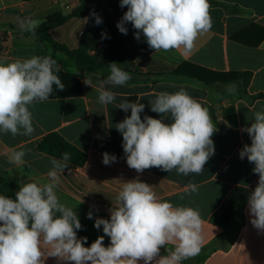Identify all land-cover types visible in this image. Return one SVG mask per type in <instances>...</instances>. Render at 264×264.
<instances>
[{
    "label": "crops",
    "instance_id": "crops-1",
    "mask_svg": "<svg viewBox=\"0 0 264 264\" xmlns=\"http://www.w3.org/2000/svg\"><path fill=\"white\" fill-rule=\"evenodd\" d=\"M83 0H0V61L27 59L33 56H52L59 71L78 76L76 63L51 44L40 41L37 35L22 30L21 21L40 19L44 22L54 14L69 16ZM212 27L198 36L193 50L155 52L149 48L141 33L135 38L136 29L125 23L127 34H122L117 23L127 6L121 8L120 0H98L83 18H71L50 31L52 39L69 49H76L91 28L102 29L105 35H115L125 43L134 62L131 80L124 86H106L117 93L113 104L98 103L96 88L110 74L109 67L87 73L81 81L80 96L55 97L29 106L34 132L31 135L0 133V172L8 175L18 189L21 184L48 182L47 173L52 167L53 156L38 150V144L50 134L60 135L66 142L86 155L83 166L67 162L60 174L56 189L61 203L74 208L78 218L95 222L97 218L110 219V210L122 183L132 180L145 182L162 201L174 206L191 207L199 211L203 220L204 242L198 255L183 260L181 264H264V231L257 230L250 222L248 197L258 183L254 164L239 152L251 138L241 129L254 122V113L264 108V0H209ZM102 22L97 25L96 17ZM42 25V24H41ZM236 37L237 40L232 39ZM183 63H190L219 73H250L247 88L243 81L207 85L196 79L172 74ZM65 87L53 89L52 94L73 90L65 77L60 78ZM84 81H90L91 86ZM236 91H228L230 85ZM181 88L209 109L216 131L212 136L214 155L204 165L201 174L187 176L175 170L145 169L138 173L127 166L123 151L122 135L116 124L130 116L116 107L129 99L145 105L141 119L151 116L171 123V119L151 111L150 100L161 91L174 93ZM13 151H24L23 164L9 161ZM116 156L109 165L103 163V154ZM56 158V157H54ZM57 160H60L56 158ZM190 185H195V191ZM1 195V194H0ZM231 201L238 204L240 217L228 224L221 222L224 207ZM93 214L92 219L87 214ZM99 230H103V226ZM104 235L103 231L97 233ZM105 240L110 243L109 237ZM90 244H85L86 247ZM50 250L49 246H45ZM165 245L160 255H167ZM45 264H69L55 257H48ZM140 264H143L141 261Z\"/></svg>",
    "mask_w": 264,
    "mask_h": 264
},
{
    "label": "clouds",
    "instance_id": "clouds-1",
    "mask_svg": "<svg viewBox=\"0 0 264 264\" xmlns=\"http://www.w3.org/2000/svg\"><path fill=\"white\" fill-rule=\"evenodd\" d=\"M125 6L118 30L126 35L124 25L130 22L137 30L135 38L139 40L142 33L155 52L182 49L188 54L198 36L212 27L209 0H120V7ZM101 22L97 16L96 24ZM43 23L28 19L20 26L36 35ZM118 65L109 64L110 74L96 88L101 105L113 104L117 98L106 86H124L131 80ZM58 72L52 56L0 61V133L16 136L34 132L29 106L48 100L54 86L64 89ZM84 82L91 86L90 81ZM228 91L234 93L236 86L230 85ZM150 104L151 111L172 122L151 116L142 120L145 105L129 99L116 106L125 112L131 110L130 116L115 126L123 138L127 166L138 173L155 167L184 176L201 174L215 152L212 136L216 127L209 109L183 88L174 93L161 91ZM241 131L248 134L251 144L243 146L239 157H247L259 177L248 197L250 222L264 231V108L256 111L254 122ZM25 155L24 151H13L9 161L23 164ZM69 159L67 152L60 160L51 159L47 183H23L15 199L0 195V264H45L48 257L69 264H181L200 253L204 238L199 211L162 201L151 185L139 180L122 183L110 219L95 220L94 227L99 230L103 226L104 235L86 247L88 238L77 236V230L82 229L77 213L61 203L56 193ZM116 159L103 154L105 165ZM190 187L195 191V185ZM87 218L92 219L93 214L89 212ZM105 236L110 238L107 246ZM167 244L174 247L161 256L160 250Z\"/></svg>",
    "mask_w": 264,
    "mask_h": 264
},
{
    "label": "trees",
    "instance_id": "trees-1",
    "mask_svg": "<svg viewBox=\"0 0 264 264\" xmlns=\"http://www.w3.org/2000/svg\"><path fill=\"white\" fill-rule=\"evenodd\" d=\"M96 1L98 0H83L82 4L69 16H62L61 14L51 15L36 30V35L40 41H45L62 51L68 58L73 60L77 66V77H73L61 71L57 73L60 78L65 77L68 79L73 90L62 94L50 95V98L80 96L82 94L81 81L85 78V75L98 71L103 67H109V64L113 62L119 64L118 67L128 72L130 75H138L133 70V59L122 39L112 34L105 35L101 33L102 29L100 28L89 29L83 36L79 47L76 49H69L66 46L57 44L50 36V31L52 29L61 26L69 19L85 17L89 13L92 4ZM102 35L104 38H102ZM232 39L237 40L236 37ZM171 72L175 75L196 79L207 85L232 83L240 79L243 81V87L247 88L251 80L250 73H219L190 63H183ZM38 150L58 159H62V154L67 152L70 157L67 162L77 167L83 166L86 162V155L66 142L58 134H50L45 137L38 144ZM17 191H19V189L14 181H12L7 174L0 172V194L15 199ZM239 217L238 204L236 201H231L222 210L221 222L228 224ZM79 220L82 229L77 230L78 238L87 237L86 244L94 242L98 236L90 230L91 224L83 219L79 218ZM104 244L107 246L109 242L104 239Z\"/></svg>",
    "mask_w": 264,
    "mask_h": 264
},
{
    "label": "rangeland",
    "instance_id": "rangeland-1",
    "mask_svg": "<svg viewBox=\"0 0 264 264\" xmlns=\"http://www.w3.org/2000/svg\"><path fill=\"white\" fill-rule=\"evenodd\" d=\"M90 224H91V226H90V230L92 231V233H94L95 235H97V233H99V232H101V231H103V230H98V229H96L95 227H94V223L95 222H89ZM98 236V235H97ZM99 237V236H98ZM110 239V238H109Z\"/></svg>",
    "mask_w": 264,
    "mask_h": 264
}]
</instances>
